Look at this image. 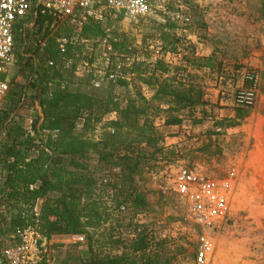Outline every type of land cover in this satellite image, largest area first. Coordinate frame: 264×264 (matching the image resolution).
<instances>
[{"label":"rangeland","instance_id":"obj_1","mask_svg":"<svg viewBox=\"0 0 264 264\" xmlns=\"http://www.w3.org/2000/svg\"><path fill=\"white\" fill-rule=\"evenodd\" d=\"M150 1H160L168 13L175 15L174 20L157 14L127 21L116 17L106 23L113 44L124 41L132 45L137 58L147 63L146 73L144 65L142 72L129 75L123 84L104 82L99 87L87 78L64 74L70 89L110 95L119 105L128 100L140 105L150 103L147 118L161 136L136 146L140 149L139 165L131 181L144 195L147 206L133 217L123 214L120 223L145 225L170 252L172 264H193L195 238L184 222L185 204L173 189L174 178L184 167L215 177L234 167L239 171L237 192L226 223L219 232L211 233L215 249L209 264H264V0ZM22 38L20 35L18 40ZM22 53L36 55L19 41L18 61L2 73L9 92L0 102V142L11 118L26 126L37 113L33 89L27 84L32 73L29 58L19 55ZM145 54L147 59L143 58ZM70 57L94 61L96 70L103 69L95 50L73 49ZM157 59L166 67L164 72L155 70L158 77L199 88L202 102L169 110L167 98L152 99L156 84L143 80L154 72L151 63ZM117 64L121 65L114 51L111 68ZM248 72L257 75L256 102L252 107H238L234 95L250 85L245 79ZM171 115L179 123L163 125ZM117 118L115 112L105 114L89 123L85 136L97 141L112 134L107 123ZM82 125L83 120L78 121L77 129ZM92 165L96 170L99 167L96 160ZM117 173L113 168L97 174V185L101 178L118 182ZM114 215L113 211L108 220L112 227L116 226ZM128 231L127 227L123 229L125 239L129 238ZM7 236L0 240V246L7 243ZM44 248L31 264H84L91 253L84 238L77 243L53 242Z\"/></svg>","mask_w":264,"mask_h":264},{"label":"trees","instance_id":"obj_2","mask_svg":"<svg viewBox=\"0 0 264 264\" xmlns=\"http://www.w3.org/2000/svg\"><path fill=\"white\" fill-rule=\"evenodd\" d=\"M65 31L68 33L70 29ZM101 33V26L90 23L81 34L91 39ZM47 34L44 31L43 36ZM73 49L79 47H70L68 56ZM113 49L121 63L116 83L123 84L129 75L139 74L144 65L143 72H147V63L137 58L132 45L119 41L113 44ZM36 55L42 62L48 57L57 58L54 38L48 37L43 51ZM143 58L147 59L148 55ZM151 64L154 72L143 81L156 84L152 99L167 98L169 110L202 102L199 88L158 77L155 70L166 71L164 63L157 59ZM64 74L58 68L28 79L36 116L28 127L14 118L4 126L5 134L0 142V224L12 233L36 222L38 231L46 238L82 235L91 252L84 264H172V255L164 250L162 241L155 240L148 227L132 221L127 225L120 223L123 214L133 217L147 206L144 195L131 181L139 165L140 149L136 146L147 145L150 139L161 136L147 118L150 103L140 105L128 100L119 105L110 95L99 96L80 89L69 91L59 85L49 90L50 80H68ZM14 97L12 93L11 102ZM111 112L118 114L117 119L107 123L113 129L112 134L97 141L85 136L89 123ZM80 120L83 125L77 129ZM177 123V117L171 115L163 125ZM94 160L99 166L97 170L92 165ZM113 168L118 171L115 177L119 181L97 185L95 176ZM38 201L41 206L35 217ZM122 203L125 206L121 210ZM113 211L115 227L108 224ZM126 227L128 239L123 236Z\"/></svg>","mask_w":264,"mask_h":264},{"label":"built area","instance_id":"obj_3","mask_svg":"<svg viewBox=\"0 0 264 264\" xmlns=\"http://www.w3.org/2000/svg\"><path fill=\"white\" fill-rule=\"evenodd\" d=\"M157 14H163L171 20L175 18L160 1L0 0V74L6 67L18 61L16 47L19 41L27 48H32L35 53H41L48 37H53L54 47L59 53L58 58L48 57L42 62L36 55L19 54L29 58L31 79L40 73H51L52 70L61 68L62 74L70 73L76 78H87L94 87H99L104 82L114 83L121 65L111 68L114 49L110 38L111 31L106 23L116 17L127 21ZM39 19L43 21L39 23ZM90 23L101 26L102 33L86 39L81 33L85 25ZM67 28L70 29L68 33L65 31ZM44 31H48L46 36H43ZM28 33L31 38L27 37ZM19 34L24 38L18 40ZM70 47L97 51L103 69L96 70L94 61H76L68 56ZM245 79L250 85L236 91L234 103L238 107L247 108L256 102L257 75L248 72ZM66 84L65 79L59 82L50 80L47 87L51 90L59 85L64 89ZM8 92L7 80L0 79V102ZM238 179L239 171L234 167L223 176L216 177L185 167L176 174L173 189L185 204L184 222L189 224L188 231L195 238L193 264L210 263L215 249L211 233L219 232L226 223L237 192ZM100 183L105 184L107 180L101 178ZM34 215L38 216V211L34 210ZM36 225V222L30 223L10 233L7 243L0 246V264L33 263V258L44 249L47 239L38 231ZM73 240L76 243L81 242L83 236L75 235Z\"/></svg>","mask_w":264,"mask_h":264},{"label":"crops","instance_id":"obj_4","mask_svg":"<svg viewBox=\"0 0 264 264\" xmlns=\"http://www.w3.org/2000/svg\"><path fill=\"white\" fill-rule=\"evenodd\" d=\"M0 76H2L3 79L7 80V78L4 77V75L0 74ZM70 85H71L70 81L67 82V84H66L67 89L69 91H75L76 89H70ZM28 125H29V120H28V124H26L25 127H28ZM175 142L176 141H170L168 143H175ZM40 206H41V201H38L36 203V205H35V210L39 212ZM6 228H7L6 226L0 224V240H2L3 238H4L3 240H5V237L7 235L8 236L10 235V232L9 231L7 232L8 229H6ZM68 241H73L74 242L72 235H54V236H51L50 238L46 239V244L49 245V244H52L53 242H68ZM44 250H45V248L43 249V251Z\"/></svg>","mask_w":264,"mask_h":264}]
</instances>
